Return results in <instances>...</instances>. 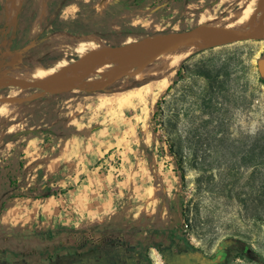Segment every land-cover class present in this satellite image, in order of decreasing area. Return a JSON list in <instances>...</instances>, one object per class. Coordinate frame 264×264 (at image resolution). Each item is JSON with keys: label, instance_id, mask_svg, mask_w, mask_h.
<instances>
[{"label": "rangeland", "instance_id": "rangeland-1", "mask_svg": "<svg viewBox=\"0 0 264 264\" xmlns=\"http://www.w3.org/2000/svg\"><path fill=\"white\" fill-rule=\"evenodd\" d=\"M168 1L152 13L115 0H1L0 78H29L36 64L50 71L63 61L86 71L106 52L141 43L131 56L149 60L154 37L219 28L242 0ZM261 33L218 39L178 67L170 91L159 88L161 76L138 81L140 66L100 87L0 86V253L47 264L111 239L164 264L160 248L211 256L235 238L226 264H264ZM201 70L210 79L195 75ZM238 112L256 124L254 135Z\"/></svg>", "mask_w": 264, "mask_h": 264}, {"label": "bare ground", "instance_id": "bare-ground-1", "mask_svg": "<svg viewBox=\"0 0 264 264\" xmlns=\"http://www.w3.org/2000/svg\"><path fill=\"white\" fill-rule=\"evenodd\" d=\"M220 22H222L223 24L222 26H220L219 28H211V29L221 32H231L229 31V29H231L234 31L233 33L239 35L244 34V32H248V34H250V33H256L262 31L261 35H264V0H242L241 6L238 9H236L233 13H231L229 16L221 18ZM211 27H214V25H211ZM217 42H218L217 38H213L212 36L207 34H202L195 39L177 45H173L169 47L170 49L169 48H167L168 50L165 49L166 51H162L159 55L149 60L142 58H134L131 56L133 52L136 51L137 53L142 52L143 49L142 47L146 43H141L140 46L142 47L139 48L132 47L129 49H125L127 51H120L117 52L116 54L114 53V55H107L104 58L102 57L98 59L96 61L95 66L88 67L86 71L85 68L79 71V69H77L79 68L77 64L74 66V68L69 67L67 63L63 61L61 65L58 66V68L60 67L63 69V71L61 72L57 71L58 68L49 71L47 68L39 64H36L29 71V73L32 74L31 76H29V78L27 76L18 75L13 79L33 81L35 83H42V82L50 83L54 81H59L61 87L72 84L73 82L78 80L81 85L91 84L92 86L100 87L106 78H111L115 74L128 71L133 66H140L142 69L141 71H139L140 69L137 70L136 72L133 71L135 72L134 76L137 78L138 81L141 80L144 81V79H147L149 77L161 76L163 77V84H161L159 88L162 89L164 87L167 89L169 87V78L183 62L187 61L189 58H192V56L208 48L213 47ZM93 49L98 50V47L97 48L93 47ZM97 52H92L93 54H91V56H93ZM82 54L83 56H85L84 62H86V60H88L90 57L87 56V50H83ZM153 60L158 61L159 64L152 65L151 63ZM91 74H100L102 77L96 79L85 78L86 76H89ZM155 98H156L155 95L153 94L149 95L150 101L155 100ZM14 99L15 97L12 95L3 97L4 102H10L13 101ZM19 100L22 99L20 98Z\"/></svg>", "mask_w": 264, "mask_h": 264}, {"label": "flooded vegetation", "instance_id": "flooded-vegetation-1", "mask_svg": "<svg viewBox=\"0 0 264 264\" xmlns=\"http://www.w3.org/2000/svg\"><path fill=\"white\" fill-rule=\"evenodd\" d=\"M164 264H226L229 252L220 248L211 256L199 250H193L186 245L166 246L160 248ZM0 264H27L22 259L10 258L0 253ZM47 264H154L141 252L123 246L118 241L107 242L89 247L81 253L65 254Z\"/></svg>", "mask_w": 264, "mask_h": 264}, {"label": "water", "instance_id": "water-1", "mask_svg": "<svg viewBox=\"0 0 264 264\" xmlns=\"http://www.w3.org/2000/svg\"><path fill=\"white\" fill-rule=\"evenodd\" d=\"M202 34H207L217 39H225L232 42L242 40L243 36L235 34L233 32H221L206 26H197L191 30L183 31V32H175L159 35L153 38L151 41L150 48L155 51L156 55H159L165 49L177 45L192 39L199 37ZM35 45V42L26 46L24 51L30 50ZM126 47H121L119 50H123ZM118 50H110L105 53L108 55L110 53L117 52ZM103 56V55H101ZM0 86H25L27 88H37L39 85L37 83H32L30 81L18 80L13 78H0ZM43 93L39 94L42 95ZM38 95V96H39Z\"/></svg>", "mask_w": 264, "mask_h": 264}, {"label": "trees", "instance_id": "trees-1", "mask_svg": "<svg viewBox=\"0 0 264 264\" xmlns=\"http://www.w3.org/2000/svg\"><path fill=\"white\" fill-rule=\"evenodd\" d=\"M179 75H181V71L179 72ZM195 75H201V76H204L207 79H210L209 73L206 72V71H203V70H201L200 72L196 73ZM259 80L264 85V71L261 72V76H260V79ZM175 83H176V81H175ZM172 87H173V85H171L168 88V91H170L172 89ZM175 145H176L175 142L170 141V146H171L173 155L177 158L179 165H181V167H182V165H183V162L182 161L183 160L180 157L179 153L177 152V150L175 148ZM182 169H183V167H182ZM114 234H115V232L113 231L112 232V235H114ZM239 243H240L239 240H235V238H229V239H227L226 241L223 242L222 246L220 247V251H223V252L226 251V252H229V254H230L235 249V246L237 244H239ZM248 251H249V248L246 247L244 249L243 253L247 254ZM15 255L18 256V257L20 256V254H15Z\"/></svg>", "mask_w": 264, "mask_h": 264}, {"label": "crops", "instance_id": "crops-1", "mask_svg": "<svg viewBox=\"0 0 264 264\" xmlns=\"http://www.w3.org/2000/svg\"><path fill=\"white\" fill-rule=\"evenodd\" d=\"M118 1H121L123 3L125 2L126 6L131 5V7H130L131 9H133V5L135 4L134 6H136V7H138V5H139L140 11H141V9L146 8L147 11H150L152 13L155 12V10L159 7L160 4H163L164 2H169L168 0H115V3H117V5H118ZM174 4H177L176 1H174V3L172 5H174ZM25 52L26 51H24V49H23L19 53L23 54Z\"/></svg>", "mask_w": 264, "mask_h": 264}, {"label": "clouds", "instance_id": "clouds-1", "mask_svg": "<svg viewBox=\"0 0 264 264\" xmlns=\"http://www.w3.org/2000/svg\"><path fill=\"white\" fill-rule=\"evenodd\" d=\"M236 121L238 124L244 126L246 128V130L250 133V134H255L256 130H257V126L255 123H252L251 125H245V118L243 117L242 114H240L239 112L236 115Z\"/></svg>", "mask_w": 264, "mask_h": 264}]
</instances>
